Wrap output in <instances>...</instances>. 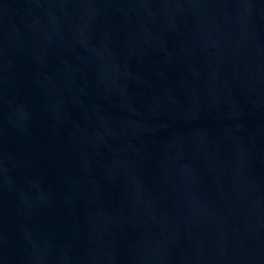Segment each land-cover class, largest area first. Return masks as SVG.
<instances>
[{"label":"water","instance_id":"water-1","mask_svg":"<svg viewBox=\"0 0 264 264\" xmlns=\"http://www.w3.org/2000/svg\"><path fill=\"white\" fill-rule=\"evenodd\" d=\"M0 264H264V0H0Z\"/></svg>","mask_w":264,"mask_h":264}]
</instances>
